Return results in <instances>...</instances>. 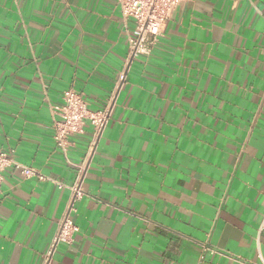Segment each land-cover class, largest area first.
<instances>
[{
    "label": "crops",
    "instance_id": "crops-1",
    "mask_svg": "<svg viewBox=\"0 0 264 264\" xmlns=\"http://www.w3.org/2000/svg\"><path fill=\"white\" fill-rule=\"evenodd\" d=\"M134 27L116 0H0V264H47L92 139L55 145L68 89L111 115L49 264H262L264 0H190L132 59Z\"/></svg>",
    "mask_w": 264,
    "mask_h": 264
},
{
    "label": "built area",
    "instance_id": "built-area-1",
    "mask_svg": "<svg viewBox=\"0 0 264 264\" xmlns=\"http://www.w3.org/2000/svg\"><path fill=\"white\" fill-rule=\"evenodd\" d=\"M190 0H116L121 13L126 18L134 21V32L129 38L130 57L132 59L139 57L149 51V46L157 43L163 33L167 20L171 17L174 10L180 5ZM125 79L124 75L121 80ZM53 120L54 141L56 147L64 154L72 146L71 138L75 135L83 134L85 127L89 124L92 127V139L89 143V150L86 159L77 165V178L70 190V200L68 208L62 217L57 234L55 235L50 248L48 249L45 261L50 263L56 253L57 247L62 243H70L73 234L78 230L75 225L72 213L75 211L76 203L85 196L83 182L87 175L89 162L94 155L97 144L101 139L105 128L107 127L111 111H92L84 101L82 95L73 89H68L63 93L62 103L51 107ZM13 163L12 159L0 149V187L3 183V173ZM21 173L26 178L37 177L39 181H45L47 178L36 169L18 165ZM59 188L64 187L57 184ZM264 230V217L260 227ZM262 264L264 260L262 259Z\"/></svg>",
    "mask_w": 264,
    "mask_h": 264
}]
</instances>
